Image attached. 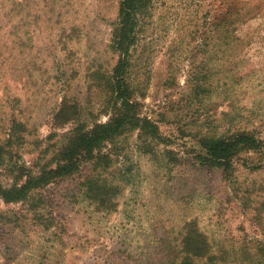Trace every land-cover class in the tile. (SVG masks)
Returning <instances> with one entry per match:
<instances>
[{
  "label": "rangeland",
  "instance_id": "rangeland-1",
  "mask_svg": "<svg viewBox=\"0 0 264 264\" xmlns=\"http://www.w3.org/2000/svg\"><path fill=\"white\" fill-rule=\"evenodd\" d=\"M120 2L0 0L2 189L56 168L78 133L108 120ZM143 15L130 99L163 139L131 127L94 150L109 160L0 199V264H180L189 223L223 256L213 264H241L240 244L264 240L257 152L239 153L229 178L193 163L206 138L264 140V0H149ZM96 178L108 205L86 193Z\"/></svg>",
  "mask_w": 264,
  "mask_h": 264
},
{
  "label": "trees",
  "instance_id": "trees-1",
  "mask_svg": "<svg viewBox=\"0 0 264 264\" xmlns=\"http://www.w3.org/2000/svg\"><path fill=\"white\" fill-rule=\"evenodd\" d=\"M148 2L149 0H121L120 2L118 21L112 34L113 49L119 53V57L112 70V84L109 87L112 106L108 120L104 123L95 124L88 132L78 133L69 146L65 147L58 155L59 164L56 168H44L39 172V175L28 176L25 184L19 188L14 187L10 190H4L0 187L1 200L7 203L22 202L27 198V192L30 188L46 187L56 179L73 174L78 171L80 163L94 159L95 161L109 160L108 153L99 151L94 155V150L105 142L114 143L117 136L124 130L131 129V127H139V130H142L153 139L159 141L163 139L157 134V127L152 121L137 115L136 108L138 105L137 102L130 99L133 92H131L128 83L130 52L139 41L137 37L142 32L141 25L146 17V15H143L139 20L137 15L145 12ZM200 147L203 152H199L195 156L193 163L200 168L219 167L227 178L230 177L234 169V163L239 159L237 155L241 152L253 150L260 156L261 161H264V140L256 138L250 132H239L228 138H206L200 142ZM242 165L250 166V163L243 159ZM257 166L259 165L253 167ZM109 189L111 188L101 182L99 178L90 179L86 183V193L95 197L94 201L101 206L110 203V199L105 198L103 193V191ZM248 193L250 194V192ZM262 207L264 208V202H262L261 207L254 210L257 216L253 218V222L260 224L262 212L264 211ZM186 226L185 246L182 248L185 256L180 264H194L193 259L204 257H206L208 264L223 261V256H219L211 249V246L198 230L192 227L190 223ZM189 240L191 242H188ZM190 244L193 246H189ZM218 248L219 254L225 252L224 248ZM236 255V260L240 261L241 264H245L246 261L249 262L248 264L254 261L256 264H264V240L242 242Z\"/></svg>",
  "mask_w": 264,
  "mask_h": 264
}]
</instances>
